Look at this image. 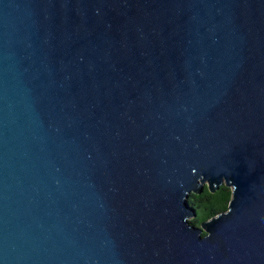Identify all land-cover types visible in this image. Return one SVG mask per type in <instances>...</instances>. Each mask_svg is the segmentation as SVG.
<instances>
[{
  "label": "water",
  "instance_id": "95a60500",
  "mask_svg": "<svg viewBox=\"0 0 264 264\" xmlns=\"http://www.w3.org/2000/svg\"><path fill=\"white\" fill-rule=\"evenodd\" d=\"M0 264H264V0H0Z\"/></svg>",
  "mask_w": 264,
  "mask_h": 264
},
{
  "label": "trees",
  "instance_id": "16d2710c",
  "mask_svg": "<svg viewBox=\"0 0 264 264\" xmlns=\"http://www.w3.org/2000/svg\"><path fill=\"white\" fill-rule=\"evenodd\" d=\"M231 198L232 190L226 185H222L215 193L206 189L201 195L192 194L189 203L197 212V218L192 224L201 226L202 223L226 211Z\"/></svg>",
  "mask_w": 264,
  "mask_h": 264
}]
</instances>
